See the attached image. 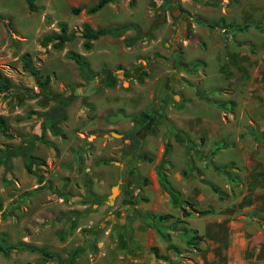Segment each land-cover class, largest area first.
<instances>
[{
  "label": "rangeland",
  "instance_id": "rangeland-1",
  "mask_svg": "<svg viewBox=\"0 0 264 264\" xmlns=\"http://www.w3.org/2000/svg\"><path fill=\"white\" fill-rule=\"evenodd\" d=\"M31 2L0 0V150L32 145L29 172L20 155L0 164V238L7 245L0 264H264V0H145V21L134 31L97 37L91 48L82 45L84 25L95 29L128 16L76 11L75 0ZM61 25L67 39L60 43ZM70 53L85 54L87 69L97 72L94 83L106 76L84 103V81ZM35 77L47 78L45 92L59 93V100L41 106L39 96L25 98V88L39 91ZM163 87L169 93L159 98L160 112L137 121L142 139L150 132V145L126 154L128 140L110 132L127 134L132 125L108 122L106 111L132 108L139 98L137 118H149ZM54 106H65L63 116L44 122ZM155 143L162 145L160 156ZM102 158L112 172L122 162L136 177L131 184L129 177L113 180L115 196L119 187L135 193L124 206L121 240L114 201L96 200L95 238L87 242L67 208L93 200L79 191L86 185L80 174ZM135 163L143 172L152 168L161 189ZM138 208H146L142 219L162 240L159 257L153 232L147 237L141 223L132 240Z\"/></svg>",
  "mask_w": 264,
  "mask_h": 264
},
{
  "label": "crops",
  "instance_id": "crops-1",
  "mask_svg": "<svg viewBox=\"0 0 264 264\" xmlns=\"http://www.w3.org/2000/svg\"><path fill=\"white\" fill-rule=\"evenodd\" d=\"M75 1L79 4L78 7H80V8L85 10V8H87L88 6H91L97 0L94 3H90V0H75ZM139 1L142 2V5H141L140 8L138 7V2ZM126 2H127V0H112L110 2H107L105 5H103L101 7V8H104V9H109V12H110L111 15L120 14L122 17L124 15H127L128 18L125 21H123V19H122L121 21L113 22L110 25H104V26L103 25H99L98 27H117L118 28V27H121V26L126 25V24L131 25L132 27H129V28L123 30L121 32V34L118 35V36L111 35V34H104V35H99L98 38H100L101 36L121 37V35H123V33L129 32V31H134L137 28V26L143 20L142 19L143 16H142V12L141 11H142V9H143V11H146V8H147V6L143 7V3L145 2V0H135L133 7L130 8V9L127 8L128 6H127ZM128 3H129V0H128ZM124 6H125V11H123V12L116 11V10L119 9L118 7H122L121 9H123ZM97 11H95V12H97ZM127 11H129V12L127 13ZM220 11L221 10H219V12ZM95 12H93V13H95ZM157 12H160V11L157 10ZM220 13H222V12H220ZM138 15L140 16L141 19L139 18ZM143 21H145V20H143ZM197 27L198 26L194 25V28L198 29ZM95 28H97V27H95ZM194 31H197V30H194ZM96 38L93 39V40H96ZM93 40H91V41H93ZM91 41H90V48H91ZM154 41L156 42V41H158V39H156ZM77 54H79L82 57L83 61H84L85 54L84 53H77ZM106 55H107L106 54V50H102V52L100 53V58L103 59L104 57H106ZM87 65L88 64H86V66ZM90 71L93 72V70H90ZM94 73L97 74V72H94ZM105 77L106 76L101 77L100 81L98 83H94L99 88L96 92L100 91L102 86H104L103 80H104ZM146 81H148V80H146ZM152 81H155L154 83H156V80H152ZM170 83H171V81H170ZM151 85L152 84L146 85V87L149 88ZM152 89H150L148 91V93H147V96H145L147 99H151V97H150L151 94L150 93H151ZM167 91H168L167 88L163 87V89L158 91V93L160 92V94L157 93L158 96H154L152 98V101L150 102V105H149L148 108L152 109L153 112L149 113V118H145V119H143L142 117L139 118V119L137 118L138 117L137 113H138V110L140 109L141 106H139V104H137L139 98H136L135 96L134 97L136 99L133 102H131V104L134 105L132 108H129V106L127 105V106H125V108L118 107L117 109L113 110V112H108V110L106 111L107 112L106 118H107V116L109 114H114L116 112H122L124 115L130 116V120L129 121H124V120H120V121H122V123H124V125H126V127H130L132 125L131 126L132 129H133L132 132L127 133V134H124L123 132H120V131L118 133L110 132V134L111 133L118 134L117 135L118 137H121L123 139L128 140V146L125 149L126 150L125 151L126 154L129 151H136L138 146L141 143L150 145V143H149L150 139H148V143L146 142L147 138L150 137V132H148V134L145 135L144 139H142L141 133H142V130H144V128L141 127V125H139L140 123L137 122V121H140V122L142 121L144 123L146 120H152L154 117H156L155 112L159 113L160 112L159 108H162V106L158 107V105L161 104L159 98L161 96V97H164V99H166L168 97L167 94L169 93ZM96 92H94V93H96ZM94 93H92V94H94ZM134 97H132V98H134ZM138 97H140V95H138ZM147 99H146V101H148ZM81 100H82V98H81ZM130 100H131V98H130ZM188 102H190V101H188ZM102 107L104 108V107H108V106L105 105V106H102ZM64 108H65V106H64ZM148 124H149V122H147V125ZM140 127H141V129H140ZM91 140L92 139H90L89 141H91ZM155 149L158 151V154L160 156L162 154V152H163V148H162L161 143H160V145L155 143ZM129 153L131 155L133 154L131 152H129ZM99 161H101L103 163H100L98 166H94L93 165V168L90 169V172L89 171L85 172L88 169V165H86L87 167L84 168L82 170V174H80V175L86 176V182H85L86 185H85V188L83 187L82 190H79V191H82L81 192L82 194H83V191H86L87 193H89L92 196L93 200H95V201H93V200L89 201V199H88V201L86 200L85 203H81L79 205L75 203L73 206H70L69 208H67L68 209L67 211L72 215L71 216L72 218H70V216H69L68 219L72 220L75 217L76 225H75L74 228L75 229L78 228V231H82L83 234L79 233V234H81L80 235V239L85 240L87 242L90 241V240H93V242H94V238H95L94 230H93L94 226H93V220L92 219H93V213L96 211V209H94L95 206H96V204H95L96 200H99L103 196H106V198H107L108 194H106V193H107V190L110 191V188L113 185V184H111V182L113 180H116V179L120 180L121 178H123V181H125V179L129 177L128 181L131 184L133 182V180L136 179V177L135 176L133 177V174H131L132 171H130V169L129 170L126 169L127 168L126 166L122 167V165H123L122 162L120 164L118 163L117 165H115V171L112 172L111 168L109 167V165L106 162V159L102 158V159H99ZM135 165L138 168V173H140L143 176V178H145L147 180H149V178H152L153 179V181H152L153 184L155 186H157L159 189H161V186H160V183H159V179L157 178V174L152 170V168H150V169H148V170L143 172V170H141V166H142L141 163H135ZM96 171L98 172L97 180H96L95 173H94ZM61 186L64 187L63 184ZM129 187L130 186L127 187L128 190L119 187L118 192H117V194H116V196L114 198V208H115L114 211H116V212H113V213L115 214V216H116L115 219H117L118 222L117 223H113V224H117L118 225V232H117V239L118 240H121V238H122V234H121L122 226L124 224L123 222L125 221V219L123 217H124V215H126L128 213L127 206L126 207H124V206L129 204L128 200L129 201L132 200V198L134 196L133 193H135L134 190H132V188H129ZM100 204L101 203H98V209H97L98 211L103 209V208H101V206H99ZM105 204H107L106 200H105ZM145 210H146V208H142L140 210L138 208V210H135L136 213H137V214H135L137 216V218L136 219L133 218V219L130 220V228L132 229L131 237H132V240L137 239L138 234L134 233L135 231L133 232V227H135V226H137V225H139L141 223V225L146 227L145 235L147 237L150 236L151 232H153L154 239L156 241L155 242L156 246H154V247L155 248L158 247V249H159L158 257H159V256H161L160 252H161V248L163 247L162 240H161L160 236H158V234L155 232L154 228L149 227L145 223V221H143L142 216L144 215V213H145L144 211ZM142 212H144V213L141 216ZM107 213L110 214L111 212L108 211ZM81 218H84L85 222L82 223V224H79V219H81ZM106 233L108 235L109 230ZM141 238L143 240V237H141ZM148 243H149V241L147 240L146 244L145 243L143 244L142 248H143L144 251H147L149 249V247H148L149 245H147ZM118 245H119V248H122L121 243H119ZM132 250H134V249L130 250V248H129V251H127V252H129L130 255L138 257L139 255L136 252H134L135 250L134 251H132ZM82 251L86 252V248L82 249ZM162 251H164V248H162ZM126 255H129V254L126 253ZM133 256H132V258H133Z\"/></svg>",
  "mask_w": 264,
  "mask_h": 264
},
{
  "label": "trees",
  "instance_id": "trees-1",
  "mask_svg": "<svg viewBox=\"0 0 264 264\" xmlns=\"http://www.w3.org/2000/svg\"><path fill=\"white\" fill-rule=\"evenodd\" d=\"M28 6L31 7L32 2L31 0H25ZM112 0H97L94 4L91 6H88L85 8V11L87 13H93L97 10H99L103 5H105L107 2H110ZM133 0H129V4H131ZM80 7L75 8V10H79ZM211 26V24H208ZM129 27H132L131 25H123L121 27H97L95 29H90L88 26H83V31L80 33V36L83 38L82 45L85 48L90 47V41L98 37L99 35H104V34H111V35H120L121 32ZM64 30V26H60V33L56 35V39L58 42H63L67 39L66 36L62 33ZM69 57L78 65L79 67V73L84 81V84L80 85V92H81V102L84 103L85 98L96 92L99 88L96 84L93 82V77L96 75V73L90 71L87 69L86 63L83 61L82 57L77 54V53H70ZM31 74L35 75V71L33 69H30ZM35 82L36 85L39 88L38 92H34L31 89L25 88L24 89V97L25 98H35L39 96L38 102L41 106H45L48 101L50 100H59L61 97L59 93L56 92H45L44 87L47 84V78L39 79L38 77H35ZM7 86L2 84V88H6ZM63 106H54L52 109H49L48 111L43 113V120L44 122H52L55 120L56 117L58 116H63ZM32 145L29 143H24L23 146H16V147H9L6 146L2 150H0V164H2L4 167L9 166V159L12 156L20 155L23 161V167L25 171L29 172V151L31 149ZM218 148V146H215L214 149ZM219 169V168H216ZM145 181V179H143ZM161 182V181H160ZM211 190L214 191L219 197L220 193L218 192L217 188L213 185L208 183ZM166 187V186H165ZM169 217L167 214L166 215H159L158 219H163ZM193 239H195L194 236H191L187 242L191 244L193 242ZM0 251L5 252L7 245L5 244V240L3 237L0 238Z\"/></svg>",
  "mask_w": 264,
  "mask_h": 264
},
{
  "label": "water",
  "instance_id": "water-1",
  "mask_svg": "<svg viewBox=\"0 0 264 264\" xmlns=\"http://www.w3.org/2000/svg\"><path fill=\"white\" fill-rule=\"evenodd\" d=\"M117 120H124V121H129L130 116L124 115L122 112H116L114 114H109L108 115V121L109 122H114ZM112 136H117L118 134L111 133ZM117 188L116 184H113L110 188L109 194L107 195L106 202L108 205H111L114 201L115 198V189Z\"/></svg>",
  "mask_w": 264,
  "mask_h": 264
}]
</instances>
